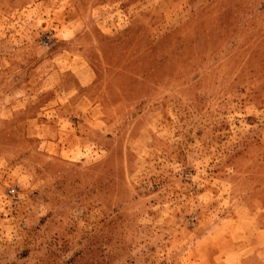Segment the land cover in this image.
Masks as SVG:
<instances>
[{
    "label": "rangeland",
    "instance_id": "374dc122",
    "mask_svg": "<svg viewBox=\"0 0 264 264\" xmlns=\"http://www.w3.org/2000/svg\"><path fill=\"white\" fill-rule=\"evenodd\" d=\"M78 17L104 109L62 155L0 127V264H264V0H0V59Z\"/></svg>",
    "mask_w": 264,
    "mask_h": 264
},
{
    "label": "crops",
    "instance_id": "0c3cea01",
    "mask_svg": "<svg viewBox=\"0 0 264 264\" xmlns=\"http://www.w3.org/2000/svg\"><path fill=\"white\" fill-rule=\"evenodd\" d=\"M86 25V19L80 17L55 25L45 54L38 45L31 55L15 53L0 59L2 77L22 69L18 78L22 75L24 82L4 92L19 97L0 107V127H5L8 120L7 126L11 120L23 119L34 128L32 135L39 151L48 156L81 150L88 137L82 135V128L96 125L99 111L104 109L103 102L93 101L90 96L96 75L82 50L88 45ZM18 47L28 49V44L22 42Z\"/></svg>",
    "mask_w": 264,
    "mask_h": 264
},
{
    "label": "built area",
    "instance_id": "2783aa9c",
    "mask_svg": "<svg viewBox=\"0 0 264 264\" xmlns=\"http://www.w3.org/2000/svg\"><path fill=\"white\" fill-rule=\"evenodd\" d=\"M43 43L46 44V41L44 40ZM8 193L11 196V198H13L14 200L18 199V196H16L15 189H9Z\"/></svg>",
    "mask_w": 264,
    "mask_h": 264
}]
</instances>
